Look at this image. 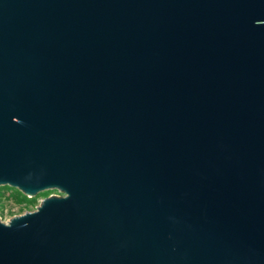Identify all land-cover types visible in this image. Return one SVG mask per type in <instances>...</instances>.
<instances>
[{"label": "water", "instance_id": "obj_1", "mask_svg": "<svg viewBox=\"0 0 264 264\" xmlns=\"http://www.w3.org/2000/svg\"><path fill=\"white\" fill-rule=\"evenodd\" d=\"M0 264H264V0H0Z\"/></svg>", "mask_w": 264, "mask_h": 264}, {"label": "trees", "instance_id": "obj_2", "mask_svg": "<svg viewBox=\"0 0 264 264\" xmlns=\"http://www.w3.org/2000/svg\"><path fill=\"white\" fill-rule=\"evenodd\" d=\"M6 191H10L9 195H6ZM50 192L51 191L43 192L39 196H49ZM38 197L30 198L18 189L9 186H2L0 187V212L2 214L5 212V205L2 203L4 198L11 200L15 205H19L21 208H24L25 206L35 205Z\"/></svg>", "mask_w": 264, "mask_h": 264}, {"label": "rangeland", "instance_id": "obj_3", "mask_svg": "<svg viewBox=\"0 0 264 264\" xmlns=\"http://www.w3.org/2000/svg\"><path fill=\"white\" fill-rule=\"evenodd\" d=\"M9 193L10 191H6V195H9ZM59 194L58 191L52 190L49 195ZM43 198H45V196H39L35 205L25 206L24 208H21L19 205H15L11 200L4 198L2 203L5 205V212L3 214L0 212V217L4 222H8L15 215H20L27 211H34Z\"/></svg>", "mask_w": 264, "mask_h": 264}]
</instances>
